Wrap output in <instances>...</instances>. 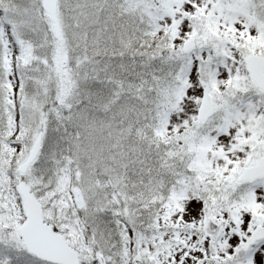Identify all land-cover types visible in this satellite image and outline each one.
<instances>
[{
  "label": "snow or ice",
  "instance_id": "1",
  "mask_svg": "<svg viewBox=\"0 0 264 264\" xmlns=\"http://www.w3.org/2000/svg\"><path fill=\"white\" fill-rule=\"evenodd\" d=\"M0 264H264V0H0Z\"/></svg>",
  "mask_w": 264,
  "mask_h": 264
}]
</instances>
